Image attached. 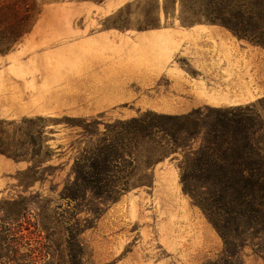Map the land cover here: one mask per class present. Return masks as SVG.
<instances>
[{
  "label": "rangeland",
  "instance_id": "1",
  "mask_svg": "<svg viewBox=\"0 0 264 264\" xmlns=\"http://www.w3.org/2000/svg\"><path fill=\"white\" fill-rule=\"evenodd\" d=\"M103 1L49 0L41 18H88L95 20L91 32L115 29L121 36L117 52L120 62L126 53L124 40L130 41L126 37L154 29L149 24L157 18H160L159 28L190 26L214 19L204 15V7L195 4L197 0H187L185 9L177 0L175 14L169 18L164 12L166 0H132L109 14L98 9L80 13L76 9L80 2L99 7ZM157 1L159 14L154 7ZM170 12L173 13V9ZM18 46L0 53V58L16 51ZM257 47L264 53V46ZM62 60L63 54H59L48 62L62 65ZM176 61L182 64L189 77L203 81L201 73L192 68L187 58ZM17 62L36 64L40 60L27 54ZM259 68L258 61L248 66V82L258 85L264 82V68ZM118 91L121 97L132 98V101L72 104L78 105L76 109L57 111L53 116L33 115L32 111L22 109L24 104L7 102L4 100L9 97L0 96V100L4 98L0 101V247L18 263L65 264L68 261L67 229L85 219L87 214H73L62 195L74 180L75 161L97 144L107 128L147 112L184 115L206 106L252 105L264 98L247 89L245 93L200 97L220 98L221 101L196 102L195 96L176 91L171 74H162L149 88L138 85L136 79L135 83L120 86ZM98 107L104 110L98 111ZM85 119L98 120L100 125L86 131L71 121ZM45 146L50 148L48 162L43 169L33 171L29 159L34 151ZM180 160L181 156L164 158L154 168L153 187L132 190L106 209L94 228L80 234L84 264H209L223 258L224 245L220 236L184 194L183 188L181 192L170 182L175 170L181 181ZM243 261L264 264V260L250 249L245 251Z\"/></svg>",
  "mask_w": 264,
  "mask_h": 264
},
{
  "label": "trees",
  "instance_id": "2",
  "mask_svg": "<svg viewBox=\"0 0 264 264\" xmlns=\"http://www.w3.org/2000/svg\"><path fill=\"white\" fill-rule=\"evenodd\" d=\"M47 2L0 0V53L31 33ZM180 2L185 9L187 0ZM176 4L177 0H166L167 18L174 16ZM195 4L204 7L207 18H214L208 23L264 46V0H197ZM154 7L159 14V1ZM159 24L157 18L149 26L155 29ZM71 121L86 131L100 125L95 119ZM49 156L48 146L34 151L29 159L32 170L43 169ZM172 156H181L184 194L223 241V258L209 264H245L247 249L264 260L263 98L252 105L206 106L184 115L147 112L107 128L97 144L75 161L74 180L62 195L73 214H87L67 229L65 264H84L80 234L94 228L106 209L132 190L153 187L155 166ZM5 260L18 263L0 247V264Z\"/></svg>",
  "mask_w": 264,
  "mask_h": 264
},
{
  "label": "crops",
  "instance_id": "3",
  "mask_svg": "<svg viewBox=\"0 0 264 264\" xmlns=\"http://www.w3.org/2000/svg\"><path fill=\"white\" fill-rule=\"evenodd\" d=\"M130 1L104 0L99 7L80 2L76 9L80 13L98 9L109 14ZM94 21L40 18L18 49L0 58V96L9 97L0 101L22 103V109L33 115L53 116L57 111L76 109L78 105L72 104L128 103L132 98L121 97L120 86L137 79L138 85L149 88L162 74H171L176 91L195 96L196 102L221 101L200 97L245 93L247 89L264 95L262 78L260 85L247 80L249 65L258 61L259 69L264 68L263 51L221 25H175L126 37L130 41L124 40L126 53L120 62V34L115 29L91 32ZM27 54L40 62H17ZM59 54H63L62 65L48 62ZM182 57L201 73L202 83L189 77L176 61ZM152 62L156 63L151 65ZM170 182L182 192L176 170Z\"/></svg>",
  "mask_w": 264,
  "mask_h": 264
}]
</instances>
